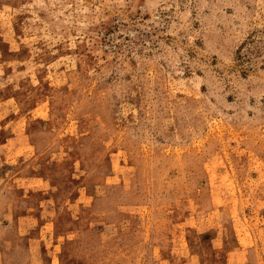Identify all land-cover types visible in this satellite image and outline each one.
<instances>
[{
  "label": "rangeland",
  "instance_id": "rangeland-1",
  "mask_svg": "<svg viewBox=\"0 0 264 264\" xmlns=\"http://www.w3.org/2000/svg\"><path fill=\"white\" fill-rule=\"evenodd\" d=\"M0 264H264V0H0Z\"/></svg>",
  "mask_w": 264,
  "mask_h": 264
}]
</instances>
